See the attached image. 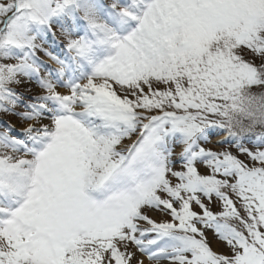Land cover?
Returning <instances> with one entry per match:
<instances>
[{
    "label": "snow or ice",
    "instance_id": "1",
    "mask_svg": "<svg viewBox=\"0 0 264 264\" xmlns=\"http://www.w3.org/2000/svg\"><path fill=\"white\" fill-rule=\"evenodd\" d=\"M0 264H264V0H0Z\"/></svg>",
    "mask_w": 264,
    "mask_h": 264
}]
</instances>
